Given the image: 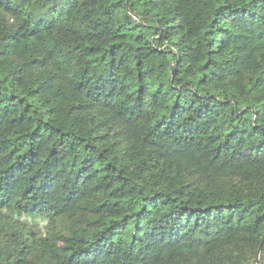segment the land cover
Here are the masks:
<instances>
[{"label": "trees", "instance_id": "1", "mask_svg": "<svg viewBox=\"0 0 264 264\" xmlns=\"http://www.w3.org/2000/svg\"><path fill=\"white\" fill-rule=\"evenodd\" d=\"M264 264V0H0V264Z\"/></svg>", "mask_w": 264, "mask_h": 264}, {"label": "water", "instance_id": "2", "mask_svg": "<svg viewBox=\"0 0 264 264\" xmlns=\"http://www.w3.org/2000/svg\"><path fill=\"white\" fill-rule=\"evenodd\" d=\"M261 245H262V241L258 247V251H257V254H256V262L257 264H259V255H260V251H261Z\"/></svg>", "mask_w": 264, "mask_h": 264}, {"label": "rangeland", "instance_id": "3", "mask_svg": "<svg viewBox=\"0 0 264 264\" xmlns=\"http://www.w3.org/2000/svg\"><path fill=\"white\" fill-rule=\"evenodd\" d=\"M262 260L264 261V255H263V257H262Z\"/></svg>", "mask_w": 264, "mask_h": 264}]
</instances>
